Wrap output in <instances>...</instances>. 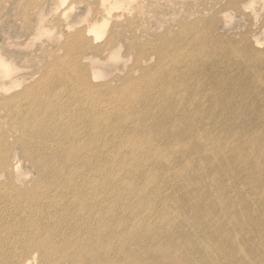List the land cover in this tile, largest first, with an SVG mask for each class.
<instances>
[{"label": "rangeland", "instance_id": "1", "mask_svg": "<svg viewBox=\"0 0 264 264\" xmlns=\"http://www.w3.org/2000/svg\"><path fill=\"white\" fill-rule=\"evenodd\" d=\"M133 1L135 0H127L124 6H121L122 9L113 12V14L120 15L122 21H128L131 26V28L126 26L120 30L116 44L119 47L116 50L111 49L114 46L112 43L108 45L109 31L114 25L112 21L104 29L105 31L108 28L107 31H109H106L102 38L95 40L96 44H94L96 47L98 46L97 51H94V48L82 49V52L79 49L72 50L74 56H80V59H77L80 64L87 66V78L93 86L103 87V84L112 87L121 86L125 77L131 73L133 78H141L144 68L151 70L154 75V68L159 64V56L154 52H150L147 59L142 58L136 46L141 45L142 41L152 43L155 46L159 44L158 42L170 38L176 39L174 43L179 44V47H185L190 36L186 41L182 39L180 41L178 36L181 31L184 30V32L193 36L196 34L201 35L204 27L210 24L211 20H214L217 25L215 31L208 35L213 44V49L207 55L214 57L210 59V62L202 65V69L192 71L184 76L182 90L172 97L174 104H171L169 109H173V116L171 120L164 121L162 128L165 132L163 137L159 138V141L155 140L157 138L155 134L164 130H157L155 116L162 112L163 105L167 109L171 100L162 102L157 97V94L163 95L158 88L152 91L153 98L148 99L149 101L144 97L142 101L132 102V111L125 115L129 117L137 116L144 110L145 114L141 121H145L143 125L148 126V129L136 130L135 123L126 122L119 127L117 139L105 142L102 138L100 144V141L96 138L98 126H95L94 130L88 127L91 130L87 134L92 135L91 140L94 139L95 145L98 146L93 150L95 164L99 167V163H101L100 168L113 170L115 174L108 178L109 181L92 178L86 182L84 187L88 190L90 203L84 210L91 214V220L87 223L84 221L78 222V226H73V229L63 223L46 224L45 222L51 215H48V212L41 211L49 207L43 205L44 197L42 194H37L36 196L39 199L29 198L34 193L32 191L51 186L53 177H50V169L33 168L32 160H35V158L24 156L21 145L16 142L17 133L15 131L17 129L11 126L12 123L8 117L3 119L5 113L0 110V162L2 154L7 150L9 153L6 164L0 163V196L5 197L1 203L2 212L10 225L23 232L19 233L22 234V241L32 237L29 243L31 250L28 255H25V258H30L31 264H40L42 252L39 250L33 252L38 248L36 243L40 241V238L46 240L42 246L45 253L51 255L64 253L65 257L59 259V262L64 261L62 264L65 262L69 264V260L80 258L82 264H131L135 259L140 261L153 245L152 243H144L147 239L153 238L156 241V239L166 236L157 237L155 230H159L161 227L156 223L159 219L165 220L167 216L165 222L172 225L169 227L170 233H168L171 235L175 224H182L181 231H183L185 230L183 226H186V223L200 222L199 218L202 214H205L203 220H206L213 212L231 217L234 207L230 201L225 205H221L219 204L221 199L211 201L207 196V193H214V190L219 187L223 188V191L216 193L219 194V197L224 198L223 200L237 196L242 197L241 199L253 198L257 200L256 204L250 201L252 207L249 206L250 211L245 212L248 215L247 220L239 222V227L233 231L234 233H246L247 230L253 228L251 226L252 222L257 223L253 218L258 220V225L264 230V214H262L264 189H261L258 195L249 193L251 191L246 176L251 173V169V171L246 170L243 177L233 176L224 182L222 180L228 176L224 174L223 170L228 164L215 163L219 159L218 157L209 162H204L205 159L194 154V156L192 155L184 161L183 167L172 165V167H167L168 170H165L164 174H156L153 170L145 175L144 172L141 176L138 170L131 166L135 160L133 155L135 151L142 150L144 157H141L149 159L157 154L160 155L164 152L166 154L168 153L167 150H180V147L187 142L200 141L199 136L202 135L203 128L206 130L212 129L221 137L224 134L235 133L243 138L246 137L245 131L249 129L246 124L255 121L252 128L255 135L264 132V115L255 120L250 119L245 113L229 116L227 111L223 110V106L226 102L229 103L231 98L226 100L230 95L224 93L223 99L220 100L222 105L212 103L207 95L200 96L202 104L205 108L211 110L214 118H205L196 131L189 128L187 135L172 133L174 127L180 126L179 121L186 116L197 118V115H195L196 108L189 101L196 90L202 89L203 86L206 91H210L215 96L221 92L215 90L214 80L211 77L204 78V73L215 69H218L224 75L232 73L233 83L226 84L229 88H235L238 78L245 74L240 65L233 67L232 64L225 61L224 56L227 55V52L222 45L218 46L219 40L230 44L247 41L255 51H264V0H256L254 3L249 0H242L243 5L239 9L228 7L230 6L229 0H223L224 8L221 3L217 4L218 1L216 0ZM99 6V0H0V64H4L3 67H0V78L3 72H8L9 79L21 83L23 89L35 82H41L52 63L69 59L71 53L65 47L69 37L74 36L76 31L88 22L92 21L91 23L97 24L102 22L101 17L96 12ZM223 9H226V11ZM44 12L47 15L42 22L35 19L39 13L42 15ZM62 13H64V16ZM36 21L38 27L40 26L38 31L37 27L33 28ZM120 36L121 39H119ZM196 52L201 53L198 55L203 58L202 61H208L206 54H204L206 50L197 49ZM237 56L239 59L246 58L242 53L237 54ZM68 75L67 72H63V74L58 75V79L66 78ZM262 82L260 81L257 84ZM149 86L150 84L143 81L139 88L143 92ZM20 88L21 86L17 89ZM253 88L256 99L261 102L260 107H262L264 94L259 92L258 87L253 86ZM174 90L176 89L174 88ZM244 91L245 87H239L233 96L241 97ZM141 92L138 90V94H142ZM182 94L187 97V101L183 104L179 99ZM9 95L4 94L3 97H0V108L6 104ZM216 107L221 108L222 111H216ZM234 121H238L241 126L235 125ZM65 124L67 123L61 124V130H63ZM5 134L7 135L6 142L3 141ZM261 141H263V137H261ZM85 142H88V140L84 141L81 136L78 139L74 135V137H70L69 142L57 146L55 151L62 152L57 163L50 161L51 158L47 155L49 152L39 151L37 153V161H41L44 165L54 163L59 167L57 173L61 175L57 176L54 181L55 186L60 188L62 185L59 182L68 180L73 184L83 185L85 179L78 172L85 171L87 168L86 156L77 157L72 153H68V151L72 148L71 145L82 147ZM225 142V144L229 143L226 135ZM232 147L234 148L232 152L237 161L241 156V152L243 157L249 152L251 161L261 160L264 162V158L259 154V151L253 152L252 148H248L243 143L234 142ZM208 148L215 149L214 142L208 144ZM105 151H107V160H104ZM113 156L115 157L113 158ZM82 157L85 162L79 160ZM10 164L15 165V171H13ZM244 164L250 165L244 162L240 166L243 167ZM252 167L254 171H258L256 170L257 167ZM146 168H150L149 163H147ZM173 173H179L181 179L177 180ZM121 179H125L122 184L120 183ZM186 181H190L192 185L189 189L186 186ZM7 186L10 187V191L6 188ZM195 189H202L204 194L196 193ZM189 192L192 197H188ZM155 196L158 199H154ZM59 198L60 196L56 194L55 198L50 199L51 204L56 203ZM7 199L9 202L6 206ZM166 202L169 205L163 208V204ZM59 209L60 216L65 217L61 207ZM252 210L256 212L252 213ZM176 218H181V220L176 223ZM39 225H54V227L53 230H45L39 229ZM79 225H82L81 228ZM56 232L61 234L53 242L54 236L51 237V234H56ZM252 236H255V231ZM5 240L8 241L9 238L5 236ZM68 241L72 244L66 249H60ZM201 241H203V238H201ZM166 246L171 251L169 264H180L178 262L183 254L186 256L188 252L195 253L194 248L191 247L180 250L179 248L170 247L169 244ZM205 246H210V248L206 247L204 249L208 254L217 250L212 243V237L206 240ZM8 252L11 253L9 257L11 260L5 264H11L17 254L14 246ZM162 259L164 260V258ZM226 262L227 260H225ZM3 263V260L0 259V264ZM150 263L168 264L166 262Z\"/></svg>", "mask_w": 264, "mask_h": 264}, {"label": "bare ground", "instance_id": "2", "mask_svg": "<svg viewBox=\"0 0 264 264\" xmlns=\"http://www.w3.org/2000/svg\"><path fill=\"white\" fill-rule=\"evenodd\" d=\"M126 1L127 0H99L100 6L96 12L98 16L101 17L102 22L100 24L91 23L92 21L88 22L86 25L82 26V28H79L74 36L69 37L65 44V47H67L71 53L69 59L60 60L59 63H52L41 82H35L27 87L25 86L23 89L21 83L9 79L10 75L7 74L8 72H3L0 78V97H3L4 94H10L6 104L0 108V110H2L1 112L5 113L3 119L8 117L9 121L12 123L11 126L17 129L15 131V133H17L16 142L21 145L24 156L35 158V160H32L33 168L50 169V177H53V184L51 186L32 191L35 196H33V194H31V196L28 195L31 199H39V197L36 196L37 194H42L44 197L45 200H43V205L49 207L41 211L48 212L47 214L51 215L47 219V222H45L46 224L63 223L64 225H69V228L73 229V226H78V222H89L91 220V214L84 209H86L87 205L90 203V197L84 185L92 178L109 181L108 178L115 174L113 170L100 168L102 166L101 163H99V167L95 164L93 160V150L98 148V146L95 145L94 139L93 141L91 140L92 135L87 134L91 129L94 130L95 126H98L96 138L100 141V144L102 138L105 142L117 139L119 127L126 122L135 123L136 130L148 129V126L143 125L145 121H141V118L145 114L144 110L137 116L133 115L129 117L125 115L132 111V102L137 103V100L142 101L144 97L149 101L148 99L153 98L152 91L158 88L163 93V95L157 94V97L160 98L162 102L171 100L168 108L165 109V105H163L162 108H164L162 112L158 116H155V122L158 127L157 130H164L162 128L164 126V121L171 120L174 113L173 109H169L170 105L174 104L172 97L176 96L175 94L182 90L181 87L184 84V76L192 71L202 69V65L207 64V62H210V59L214 57L207 55L213 49V44L209 40L208 35L215 31L217 25L214 20H211V23L204 27V31L201 35L196 34L193 36L190 33L184 32V30L181 31V34L178 36L179 40L182 39L186 41L190 36L185 47H179V44L174 43L176 39L170 38L158 42L159 44L155 46L146 41H142L141 45L139 44L136 46L142 58L147 59L150 52H154L159 56V64L154 68V75L151 70L144 68L141 78H133V74L131 73L125 77L121 86L112 87L106 84H103V87L99 85L93 86L87 78V66H82L80 64L77 60L78 58L80 59V56H74L72 50L79 49V51H81L82 49L87 50L89 48H94V51H97L98 46H95V40L97 41L98 38H102V35H105L108 28L105 31L104 29L108 27L107 25H109L111 21L114 25L111 27L110 31L108 30L110 32L108 36V45L112 43L114 46L111 47V49L116 50L119 47V45L116 44L118 42L117 37L121 32L120 30L126 26L131 28V26L128 21H122L120 15L113 14V12H115L114 10L122 9L121 6H124ZM216 1H218L217 4L221 3L222 7H225L223 0ZM249 1L254 3L256 0ZM229 5L228 7L230 8L239 9L242 7L243 1L229 0ZM223 10L226 11V9ZM40 15L39 13L35 19L42 22L47 13L44 12L41 16ZM62 15L64 16V13H62ZM95 21L98 22L100 20ZM34 27H37V31L39 30L40 26L38 27L37 21L34 22L33 28ZM119 39H121V36ZM221 45L227 52V55L224 56L225 61L232 64L233 67L240 65L246 75L244 74L241 76L242 79L238 78L235 88H229L226 84L233 83L232 73L224 75L223 73L221 74L218 69L204 73V78L207 79L211 77L214 80L215 90L221 92L217 93V96H215L210 91H206V88L203 86L202 89L196 90L189 101L191 105L196 108L195 115H197V118L186 116L183 120L179 121L181 123L180 126L174 127L172 133L187 135V130L189 128H193L196 131L205 118H214L211 110L205 108L201 102L200 96L203 95L209 96V100L212 103L222 105V101L220 100L223 99L225 94H229L230 96H228L226 100L229 98H231V100L229 103L225 101L226 104L223 106V110L227 111L229 116H237L245 113L250 119L255 120L264 115V103L263 106L260 107L261 102L257 101L253 88V86L258 87L259 92L264 94V51H255L254 48L249 46L247 41L230 44L223 40H219L218 46ZM197 49L201 51L206 50L204 54H206L208 61H202L203 58L198 55L201 53L196 52ZM76 52L78 51L76 50ZM241 53L244 54L246 58L239 59L237 54ZM3 66L4 64L1 63L0 67ZM63 72H67L69 75L66 78L63 77L62 79H58V75L63 74ZM169 77L171 78L169 79ZM143 81L150 84V86L148 89H144L145 91L141 92L139 86ZM260 81L263 82L257 84ZM20 86L21 88L17 89ZM239 87H245L244 93L241 97L233 96ZM174 88L176 90H174ZM138 90L142 94H138ZM139 95L140 98L138 99ZM179 99H181V104L187 101V97L183 94ZM127 110L128 112H126ZM218 110L222 111L221 108H217L216 111ZM64 122L67 124H65L63 130H61L60 126ZM234 124L241 126L238 121H234ZM254 125L255 121L246 124V127L249 129L245 131L246 137L243 138L235 133L224 134V136L221 137L214 130H206L203 128L204 131L202 135L199 136L200 141L194 143L187 142L180 147V150H167L168 153L165 154L164 152L160 155L157 154L155 157L149 159H143L141 157H144L142 150L135 151L133 153L135 160L131 166L137 169L141 176H143L144 172L145 175L153 170L156 174H164L165 170H168L167 167H172V165L183 167L184 161L190 156H194V154L205 159L204 162H209L213 158L218 157L219 159H217L215 163L228 164L225 170H223V172H225L224 174L228 177H225L222 181H228V178L233 176L243 177L245 171L251 169V173L246 176L251 191L249 193L258 195L260 194V190L264 189V162L261 160L251 161L249 152L244 155V157L241 152V156L237 161L232 152L234 151L232 144L234 142H240L245 144L248 148H252L253 152L259 151V154L264 158V132L260 133V135H255L252 129ZM88 127L91 129H88ZM164 132L165 130L156 132L155 136L157 138L155 140L159 141V138L163 137ZM74 135L77 136L78 139L81 136L84 141L88 140L82 147L71 145L72 148L68 151V153H72L77 157L86 156V162L83 157L79 160L84 161L87 168L85 171L78 172L85 180L83 185L73 184L69 180L66 182L60 181L59 183L62 187L59 188L54 184L57 176L61 175L57 173L59 170L57 169L59 168L57 164L46 163L44 165L41 161H37L36 155L39 151H46L49 152L47 155L51 158V162H59V157L62 152L55 151L56 147L63 145L65 142H69L70 137H74ZM225 135L229 139V143L227 144H225ZM261 137H263V141H261ZM6 139L7 135L5 134L3 141L6 142ZM213 142L216 148L211 150V148H208V144ZM104 153V160H107V151ZM8 155V150L2 154L1 164H6L9 158ZM114 157L115 156H113V158ZM244 162L250 165L244 164L243 167L240 166V164ZM147 163L150 164L149 169L146 168ZM10 166L13 168V171L16 170L15 165L10 164ZM252 166L257 167L256 170L258 171H254ZM198 172L200 173V171ZM173 176L177 180L181 179L179 173H173ZM125 179H121L120 183H124ZM185 183L188 189L192 186L190 181H186ZM220 184L222 183L220 182ZM6 188L10 191V187L7 186ZM57 191H59V193H57ZM220 191H223V188L219 187L214 190V193H207V196L211 201L221 199L219 201L221 205H225L230 201L234 207L231 217H228L226 214L223 215L213 212L206 220H203L205 214H202L199 218V220H201L200 222L186 223V226H183L185 229L183 231H181L182 224L177 223L181 218H176L177 224H175L171 235L168 233H170L169 227L172 225L165 222L167 216L165 220L159 219L156 223L161 225V227L159 230H155L157 237L166 236L156 239V241L153 238L147 239L144 243L153 244L150 250L147 251L144 257L142 256L140 261L135 259L131 264H139L142 260L140 264H151L150 262H166L169 264V255L171 251L168 246H166L168 244L170 247L179 248L180 250H184L186 247L194 248L195 253L188 252L186 256L183 254L178 262L180 264H264V230L258 225V220L253 218L257 223L252 222L251 226H253V228L247 230L246 233L233 232L239 227V222H245V220H247L248 215H246L245 212L250 211L248 209L249 206L252 207L250 201L256 204L257 200L253 198L241 199L242 197L239 196L232 199L225 198V200H223L224 198L219 197V194L216 193ZM190 192L188 197H192ZM195 192L204 194L202 189H195ZM56 194L60 196V198L56 203L51 204L50 199L55 198ZM4 198V196H0V259L3 260V264L11 260V258H9L11 253L8 251L13 249L14 246L17 254L14 256V260L11 264H31L30 258H25V255H28L31 250L29 243L32 237L22 241V234L20 235L19 233L23 232L10 225L8 220L6 221V216L2 212L1 206ZM154 199H158V197L155 196ZM8 202L9 200L7 199L5 202L6 206ZM73 205L74 211L72 210ZM168 205L169 203L166 202L163 204V208H166ZM59 207L64 211L65 217L60 216ZM254 212L256 211L252 210V213ZM262 214H264V209ZM82 225H79V227L81 228ZM38 227L39 229L53 230L54 225H39ZM254 231L255 236H252ZM60 234L61 233L57 232L56 234H51V237L54 236L53 242ZM5 236L9 238L8 241L5 240ZM210 237H212V243L217 250L208 254L204 249L206 247L210 248V246H205L206 240ZM201 238H203V241H201ZM45 242V239L40 238V241L36 243L38 248L33 250V252L38 250L42 252L40 264H62L64 261L59 262V259L65 257L64 253H54L53 255L45 253L42 247ZM71 244L72 243L68 241L60 249H66ZM196 252L199 253L196 254ZM31 258L35 259L33 257ZM162 258H164L165 261ZM225 260H227L226 263ZM68 263L82 264V260L81 258L71 259ZM64 264H67V262Z\"/></svg>", "mask_w": 264, "mask_h": 264}]
</instances>
